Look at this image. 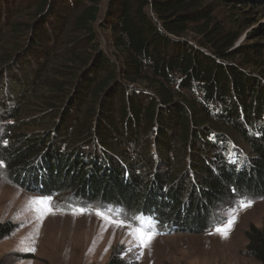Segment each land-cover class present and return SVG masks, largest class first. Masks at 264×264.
<instances>
[{
	"label": "trees",
	"instance_id": "16d2710c",
	"mask_svg": "<svg viewBox=\"0 0 264 264\" xmlns=\"http://www.w3.org/2000/svg\"><path fill=\"white\" fill-rule=\"evenodd\" d=\"M246 2L261 4L0 0V172L169 233H205L216 205L263 199L264 43L234 47ZM14 229L0 224V241ZM245 238L264 264V224Z\"/></svg>",
	"mask_w": 264,
	"mask_h": 264
},
{
	"label": "rangeland",
	"instance_id": "374dc122",
	"mask_svg": "<svg viewBox=\"0 0 264 264\" xmlns=\"http://www.w3.org/2000/svg\"><path fill=\"white\" fill-rule=\"evenodd\" d=\"M260 2L234 5L238 9L236 17L244 19L234 47L244 42L264 43V36L256 34L264 30V0ZM97 31L101 48L107 53L109 32ZM239 147L245 149L244 145ZM41 198H50L52 214L34 210L30 201ZM240 201L244 200L226 201L210 212L209 223L217 217L223 223L235 210V223L227 239L215 234L220 224L205 233H169L165 227L146 223V228L142 227L158 235L151 247L144 249L129 234L133 228L141 227L142 218L130 217L114 206H87L73 191L47 196L38 188L26 190L0 172V224L9 223L15 228L0 241V264H107L115 254L127 264H260L245 254V233L252 226L260 228L264 224V198L252 201V206L242 211L238 208ZM97 212L125 226L117 227Z\"/></svg>",
	"mask_w": 264,
	"mask_h": 264
},
{
	"label": "snow or ice",
	"instance_id": "6c2138e0",
	"mask_svg": "<svg viewBox=\"0 0 264 264\" xmlns=\"http://www.w3.org/2000/svg\"><path fill=\"white\" fill-rule=\"evenodd\" d=\"M30 203L34 206V210H36L38 213L41 214H52V209L50 206V198H41L37 200H32ZM44 206L43 208H40L38 206ZM252 206L251 201H240L238 202V208L239 210H244L248 207ZM235 210L233 212L228 213V220L220 224L215 228V234L219 235L222 239L228 238V233L231 231L232 225L235 223ZM98 216H100L103 219H106L109 221V223L116 224L117 227H123L125 226L122 222L113 221L110 218L103 216L102 213L97 212ZM137 219H140V217H137ZM134 240L137 241L139 246L144 249H148L151 247L152 242L154 241L156 235L155 231H152L150 229L146 230L144 227H137L133 228L132 231L129 233Z\"/></svg>",
	"mask_w": 264,
	"mask_h": 264
}]
</instances>
